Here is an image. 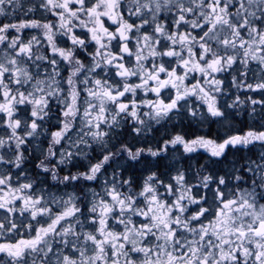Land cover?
I'll return each instance as SVG.
<instances>
[{
	"label": "snow or ice",
	"instance_id": "1",
	"mask_svg": "<svg viewBox=\"0 0 264 264\" xmlns=\"http://www.w3.org/2000/svg\"><path fill=\"white\" fill-rule=\"evenodd\" d=\"M38 10L54 19H16ZM0 17V264H264V152L219 166L230 148L264 146V130L147 146L153 123L219 122L245 103L221 105L218 74L264 95V0H0Z\"/></svg>",
	"mask_w": 264,
	"mask_h": 264
},
{
	"label": "flooded vegetation",
	"instance_id": "2",
	"mask_svg": "<svg viewBox=\"0 0 264 264\" xmlns=\"http://www.w3.org/2000/svg\"><path fill=\"white\" fill-rule=\"evenodd\" d=\"M26 2H27V0H22V3L23 4H25ZM25 8H27V7H25ZM38 12H42V10H38V11H36V13H30L28 17H27V15H22V13H19V12H18V15H21L24 20L37 19V20L44 21V19H49V20H53L54 19V17L52 15H49V16L48 15H46V16L40 15V17H42V18H37ZM50 16H52V17H50ZM28 18H30V19H28ZM0 20H4V17L2 19H0ZM44 22H46V21H44ZM106 23H110V21L109 22H106ZM29 30H30V32H29ZM29 33H30V35H35V33H36V35H39V30L26 29V30H24L23 36H29ZM60 46L61 47H65L66 45L65 44H61ZM195 75L197 76V78H199V74L198 73L195 74ZM141 95H143V93H141ZM149 95L151 96V94H149ZM247 117H248V115L246 116L245 114H242V117L241 118L238 117L235 120V122L233 121L236 126L233 129H230V130L222 129L220 127V125H219L218 122H213L211 120L210 121L203 122V123H197L196 121L190 120V119H187V118L181 119L179 117H173V119H172L171 122L165 123L164 121H162L161 124H159L157 127L156 126L153 127V131L149 134V136L147 138V146H153V147L155 146V140L153 139V137H155L157 139V135L158 134L162 135L161 137H163L164 139L169 138L171 135H175L177 132H180L182 134H186L189 138H192V137H195V136H206V137L213 138V139H219V138H224L226 135H230V134H235V133H238V132L247 131L249 129H254V130H257V131L264 130V123L262 121H260V122L263 123V125H261V124H260V126L254 125V126H258V127H252L251 122L247 119ZM230 118H232V116H228L227 115V119H230ZM262 120H264V118ZM170 123H172V124L170 125ZM52 125L53 126L55 125V119H53ZM155 125H157V124H155ZM166 125H168V126H166ZM176 127H178V128H176ZM157 128H161V129H163V131L157 134V131H156ZM126 139L130 140L132 143H136V141L135 140H131L130 137H127ZM143 139L144 138L141 139V143H138L136 145L137 147L146 146L143 143ZM255 146H262V145L259 142H257L255 144L249 145L247 147H241V148H239V150L230 148L227 151V155L230 154V153H234V151H238L236 153H239V152L242 151V152L245 153V155H248V153H251V150L253 148H255ZM29 150H30V153L33 154L32 149L29 148ZM181 152H182V149H179L178 151H176V153L178 155H180ZM170 153H172V152H170ZM170 153H167V154L170 155ZM167 154H165V155L168 158V155ZM26 155H28V154L26 153ZM188 155H191L192 156V161H194L193 163H195L197 161L199 163H205L206 162V159H207V158H204V156H207V154H204L202 152L200 154H188ZM148 158L155 159V158H152V157H148ZM200 159H201V162H200ZM170 160L171 161H168V162H166L164 164H160V170H163V166L165 164L174 163V159H170ZM29 161L32 163L31 159ZM36 162L37 161H35V163ZM95 162L96 161H94L92 163H95ZM187 162L188 161H186V160H181V163L182 164L187 163ZM86 163L83 166V168H84L83 171L85 170ZM151 163L152 164H155V162H151ZM27 164H28V162H27ZM31 165H33V164H31ZM133 165H135V167L132 168V172H134L136 170L137 171H140L141 170L140 169L141 167H144V168L146 167V164H143V163H140V162L139 163L135 162V163H133ZM229 165L230 164H223V163H221L219 166L222 167V168H224V167H227ZM125 167H127V165H125L124 163H120V164H116V165L115 164H112L111 167L106 168L105 175L106 176H107V174L108 175H111L112 172H110L111 171L110 168L113 169V170H115V171H117V172H120ZM153 170H156V169L153 168ZM37 171H39V170L37 169ZM75 171L76 170H74L73 172H75ZM147 174H148L147 172L145 174L143 173V177L146 176ZM102 177H104V176H102ZM102 181H103V179L100 177V180L95 181V182H87L85 186L101 185V182ZM98 182H100V183H98ZM68 189L69 190H74V191L76 190V189H73V188H68ZM77 189H79V188H77ZM62 190H61V192H57V195H61L62 192H63ZM53 191H55V189H53ZM2 255L3 254H0V256H2Z\"/></svg>",
	"mask_w": 264,
	"mask_h": 264
},
{
	"label": "rangeland",
	"instance_id": "3",
	"mask_svg": "<svg viewBox=\"0 0 264 264\" xmlns=\"http://www.w3.org/2000/svg\"><path fill=\"white\" fill-rule=\"evenodd\" d=\"M34 2V0H27V2L24 4V7H29L31 6V4ZM9 11H11V9H9ZM32 13H36L35 12H32ZM30 13L27 14V17L29 16ZM23 15V14H22ZM40 15H43V16H46V15H51V14H45L42 10V12H38V15H37V18H42L40 17ZM52 17V16H50ZM3 17H0V19H2ZM16 19L19 20V19H23V17L21 15H18V13H16ZM30 19V18H28ZM9 20H11V17H9ZM49 19H44V21H48ZM80 30H77V32L79 33ZM30 32V30H29ZM24 33V32H23ZM37 33V32H36ZM35 33V35H36ZM23 35V34H22ZM32 35H30L29 33V36H23V38L27 39V38H30ZM66 45V44H65ZM93 49L92 48H89V51H92ZM252 67L255 69V64L252 65ZM64 76H67V72L65 71L63 73ZM236 75V72L232 71V72H229V73H222V74H218V78L222 79L224 81V85H223V92L220 94V103L222 105H228V104H231L233 100H235V98L237 96L240 97L241 100L245 101L244 104H240V105H237L236 107L234 108H225V111L227 113L228 116H232V118L230 119H226V120H220L218 123L220 125V127L222 129H226V130H230V129H233L236 125L234 124L235 120L239 117L241 118L242 117V114H245L246 116L248 115L247 119L251 122V125L252 127H258L261 125H263L264 123V120H262L264 117H263V114H264V108H261L259 105L256 106V111L253 113L252 112V105H250L248 103V98L251 97V98H254V99H257V100H264V95H262L259 91L257 92H253V91H250L248 90L247 88H238L236 86H234L232 84V77ZM138 80H136L137 82ZM248 83H256L257 80L256 79H253L252 76L250 75L248 80H247ZM147 111V109L145 110ZM263 113V114H262ZM234 121V122H233ZM260 121H262L263 123H261ZM172 123H170L171 125ZM254 124H259L258 126H254ZM154 126H158V125H155V123H153V127ZM168 126V125H166ZM54 130V127L53 129ZM5 135V132L3 129H0V136H4ZM31 143L28 145L29 148L32 149V152L33 153H37L36 151V148L38 146H42L43 148H47V141L44 139V137H40L39 139H31ZM142 139V138H141ZM46 143V145H45ZM234 152H238V151H234ZM264 152V146H255V148H253L251 150V153H248V155H245L244 152H239V153H230L228 154L227 156H225V158L222 159L221 163L223 164H230L231 162L233 161H238L239 163H244L246 162L247 160L251 159V160H256L259 156L260 153ZM28 154V153H27ZM168 155V154H167ZM179 158L180 155H178L176 152H172L170 153V155H168V159L169 161H171L170 159H173V158ZM194 162V161H192ZM200 162H201V159H200ZM203 162V161H202ZM113 164H120V161L118 160L117 162L113 163ZM28 164L26 163V165L24 166V169L26 171H28L30 173V171L28 170ZM239 166V164L237 165ZM113 168V167H112ZM110 172H113L114 170L110 168ZM15 172V170H13ZM31 174V173H30ZM32 175V174H31ZM108 178H111V175H108ZM102 179H104V177L101 176ZM21 182H25L23 181V179H21ZM194 182V181H193ZM49 183H52L50 180H49ZM100 186L101 185H90V186H85V188H94L96 189L97 191L100 190ZM79 186H77L75 189L76 193L79 195V191L78 189ZM62 191H68V192H72L74 190H69V189H63ZM2 211V210H0ZM0 239H3V238H0Z\"/></svg>",
	"mask_w": 264,
	"mask_h": 264
},
{
	"label": "trees",
	"instance_id": "4",
	"mask_svg": "<svg viewBox=\"0 0 264 264\" xmlns=\"http://www.w3.org/2000/svg\"><path fill=\"white\" fill-rule=\"evenodd\" d=\"M263 114V113H262ZM263 116H264V114H263ZM254 125H259V124H254ZM176 128H178V127H176ZM157 134L158 133H160V132H162L163 131V129H161V128H157ZM162 135H160V134H158L157 135V139H159L160 137H161ZM47 143V142H46ZM46 143H45V145H46ZM114 150V149H113ZM234 153H236V152H234ZM37 153H33V154H31L32 156H35ZM204 158H207V156H204ZM90 159H91V161L92 162H94V161H97L98 159H99V154H98V152H93V153H91V156H90ZM119 161H120V163H124V159H123V157H121V158H119L118 159ZM117 160V161H118ZM148 160L150 161V162H155L156 163V158L155 159H150V158H148ZM31 161H32V163L30 162V161H28V164L29 165H27L28 167V170L30 171V173L31 174H33L32 176H35V174H36V172H37V169H35V159H31ZM116 161V162H117ZM169 161V159L167 158L166 160H162V161H160V164H164V163H166V162H168ZM87 161H85V160H83V159H81L80 160V162H79V164L76 166V167H72L71 165H69V169L73 172L74 170H76V171H83V166H84V164L86 163ZM133 163H135V162H132V161H129V164H133ZM140 163H143V164H145V162L144 161H141ZM31 164H33V165H31ZM125 164V163H124ZM141 170L140 171H134V173L136 174V176H137V178L139 179V180H142V178H143V173L145 174L146 173V171H145V168L144 167H141L140 168ZM75 171V172H76ZM130 173H128V172H125L124 173V175L125 176H127V175H129ZM98 183H100V182H98Z\"/></svg>",
	"mask_w": 264,
	"mask_h": 264
}]
</instances>
